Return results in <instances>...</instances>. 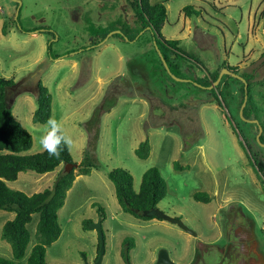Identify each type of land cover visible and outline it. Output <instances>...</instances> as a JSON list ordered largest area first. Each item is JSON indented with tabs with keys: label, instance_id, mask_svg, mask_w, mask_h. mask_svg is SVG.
I'll return each instance as SVG.
<instances>
[{
	"label": "rangeland",
	"instance_id": "374dc122",
	"mask_svg": "<svg viewBox=\"0 0 264 264\" xmlns=\"http://www.w3.org/2000/svg\"><path fill=\"white\" fill-rule=\"evenodd\" d=\"M19 1L0 0V77L15 81L7 92L13 115L33 137L26 153L43 150L39 141L47 131L46 123L32 120L39 79L52 94L50 118L71 138L68 146L76 163L88 142L85 122L112 83L121 88L125 84L134 93L117 96L111 110L101 114L95 150L99 168L75 177L58 211L62 231L46 248L47 263L83 264L84 259H95L99 238L89 224L101 217L100 206L105 212L102 264H124L120 252L126 237L134 242L132 264H154L161 249L177 264H264V178L253 170L248 147L238 135L241 130L253 141L257 133V125L240 116L241 80L228 74L219 106L211 89L189 82L190 78L174 79L167 72L151 31H140L132 41L109 35L124 29L123 23L130 27L127 35L136 34L128 0ZM149 2L166 7L161 35L178 40L184 52L202 63L192 70L181 60L188 76L201 77L225 64L224 68L236 67L237 74L253 76L255 102L264 109V0ZM185 6H193L196 13L185 15ZM18 12L23 27L49 28L55 37L18 30L14 26ZM111 23L117 24L100 40ZM93 40L100 42L90 46ZM145 139L150 154L141 159L135 149ZM175 162L185 167L175 169ZM152 166L167 183L157 208L181 219L194 234L174 223L138 219L120 209L107 173L116 167L127 169L137 190L142 174ZM62 168L64 164L43 174L22 171L7 185L32 194L51 187ZM195 192H207L211 200L197 201ZM13 217L14 212L0 210V234L3 223ZM84 219L90 220L86 229ZM37 220L34 214L28 224L32 238L18 264H26ZM0 256L13 259L10 244L1 236Z\"/></svg>",
	"mask_w": 264,
	"mask_h": 264
},
{
	"label": "trees",
	"instance_id": "16d2710c",
	"mask_svg": "<svg viewBox=\"0 0 264 264\" xmlns=\"http://www.w3.org/2000/svg\"><path fill=\"white\" fill-rule=\"evenodd\" d=\"M128 2L132 10L134 23L138 26V30L136 34L129 36L126 32L129 31L128 29H130V27L128 24L123 23V28L126 31L119 28L121 31L114 32L113 34L115 36L122 39L126 36L132 41L139 35L140 31L149 30L151 31L155 45H157L170 71L174 75L180 78H190L191 80L189 82H197L203 85L204 88H207L217 79L219 72L226 64L213 72H209L205 69L207 74L201 77L188 76L186 71L183 70L181 60H185L189 65L188 68L192 70L200 66L202 67V63L184 52L179 47L178 40L165 39L161 35L160 31L167 17L166 7L163 3L151 5L149 0H128ZM183 10L185 15L196 13L193 6H185ZM18 17L19 12L14 21V26L18 30L25 33L43 31L52 35V38L55 37L54 32L49 28L38 27L27 29L23 27ZM116 24L117 23H111L108 25L109 30L100 36V40H103L107 32L112 31ZM2 31L6 34L5 25ZM100 40H93L90 46L98 44ZM47 50L51 55L52 42L48 43ZM65 54H70V51L60 55H52V59L59 58ZM227 69L233 72L237 71L236 67L228 65ZM228 76V74L223 75L217 86L211 89L212 96L219 106H222L224 102L222 86L227 84L226 78ZM242 76L247 82V101L243 108L242 117L246 119H257L258 123L262 126V133L259 137V141L256 139L257 133L253 137V141H251L249 136L246 137L241 130L239 132L246 142L251 154V156L248 154L249 163L258 177H261L264 176V147L260 144L264 143V109L255 102L253 76L248 73H244ZM14 85L15 81L12 78L0 77V210L14 212V217L3 223L0 234L1 239L10 244L14 260L0 256V264H18L16 260H20L25 256L27 246L32 238V233L28 228V224L32 221L34 214L38 215L34 231L35 243L31 247L26 258V264H49L46 261V248L55 242L61 235L62 230L58 221V211L65 203L68 190L72 187L77 175H88L93 168H99V164L95 157V150L100 136L99 125L101 114L111 110L116 104L117 96L122 94L131 96L133 92L131 88H128L125 84H122L124 88H121L116 82L112 83L111 88L103 98L100 106L95 108L90 118L85 122L89 136L87 145L82 153V159L78 163L77 172H74L75 168L69 172H65L64 168H62L51 187H47L32 194H27L22 190L10 188L7 182L16 180L18 174L22 171L30 169L36 173L43 174L55 170L61 164L65 165L75 161L71 156L68 145L61 146L62 150L58 157L49 156L44 149L37 153H26L32 147L33 137L13 115L7 91ZM36 86L37 107L33 113L32 120L35 123H46L52 113V94L40 79L37 81ZM125 90H129L131 94L126 93ZM244 95V83L242 82L239 107L244 100ZM250 141L253 142L254 145L252 144V146L254 149L250 148ZM135 154L141 159H146L149 156L150 144L148 139L139 143L138 147L135 149ZM173 166L175 169H183L185 167L176 162ZM107 176L114 185L117 203L123 212L129 213L138 219L150 220L152 218H158L153 215L143 214L144 211L157 208V204L167 193V183L156 166L149 167L144 171L137 190L134 189L132 174L125 168H113L107 173ZM261 184L264 193V179L262 178ZM193 198L204 203L211 200V196L207 192H195ZM97 212L102 218L105 217V212L100 206L97 207ZM89 223V219H84L82 221V227L86 229ZM99 247L100 241L98 239L97 254L94 260L97 259ZM133 247L134 242L131 238L126 237L123 239L120 253L124 264H132L130 251Z\"/></svg>",
	"mask_w": 264,
	"mask_h": 264
},
{
	"label": "water",
	"instance_id": "95a60500",
	"mask_svg": "<svg viewBox=\"0 0 264 264\" xmlns=\"http://www.w3.org/2000/svg\"><path fill=\"white\" fill-rule=\"evenodd\" d=\"M16 1H17L18 4H20L19 0H16ZM114 32H120V31H113L109 35H112ZM156 48H157V51H158V53L160 55L162 63L164 65V67L166 68L167 72L174 79L187 80V79H183V78L177 77L176 75H174L170 71L167 62L164 59V57L162 56V53L158 49L157 45H156ZM223 74H229V75H231L233 77L238 78L239 80H241L244 83L245 95H244V100H243V102H242V104L240 106V116H241V118H243L242 117V112H243V108L246 105V101H247V82H246V79L243 76H241V75L237 74L236 72H233V71H231V70H229L227 68H223V70H221L219 72V75H218L217 79L211 85H209L207 88H209V89L215 88V86L219 83V81H220L221 77L223 76ZM188 81H190V80H188ZM195 84H198L199 86H202L199 83H195ZM243 120H245L246 122H249V123H256L258 125V132L256 134V139H257V141H259V137H260V135L262 133V126L258 123V120L255 119V118H251V119L243 118ZM238 135L241 138V140H242L243 144L245 145V147L247 148L246 142L244 141V139H243V137H242V135H241V133L239 131H238ZM260 144L264 147V143H260ZM247 150H248V148H247ZM248 154L251 156L249 150H248ZM77 166H78V163H76V162L67 163V164H65L64 171L65 172H69L70 170H72L73 168H76ZM263 178H264V176H263ZM143 214L144 215H153V216L158 217V218H160L162 220L174 223V224L178 225L179 227H181L182 229H184L185 231H187L189 233H193L190 229H188V227L182 222L181 219L169 216L168 214L162 212L158 208L152 209L150 211H144ZM89 228H92L95 231H97L98 238H99V241H100V247H99V253H98L97 259L93 260L91 262L87 261L86 259H84L83 264H102V258H103V254H104V236H103V231H102V218L99 217L96 222L90 223L89 224ZM154 264H177V263L169 257L168 251L166 249H161Z\"/></svg>",
	"mask_w": 264,
	"mask_h": 264
},
{
	"label": "clouds",
	"instance_id": "9594fccd",
	"mask_svg": "<svg viewBox=\"0 0 264 264\" xmlns=\"http://www.w3.org/2000/svg\"><path fill=\"white\" fill-rule=\"evenodd\" d=\"M46 128V133L39 141L40 145L49 156L58 157L62 150L61 146L70 145L72 140L64 134L60 123L54 117L47 120Z\"/></svg>",
	"mask_w": 264,
	"mask_h": 264
}]
</instances>
